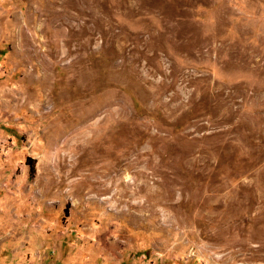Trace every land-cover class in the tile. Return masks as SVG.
Masks as SVG:
<instances>
[{
  "label": "rangeland",
  "instance_id": "1",
  "mask_svg": "<svg viewBox=\"0 0 264 264\" xmlns=\"http://www.w3.org/2000/svg\"><path fill=\"white\" fill-rule=\"evenodd\" d=\"M0 264H264V0H0Z\"/></svg>",
  "mask_w": 264,
  "mask_h": 264
},
{
  "label": "trees",
  "instance_id": "2",
  "mask_svg": "<svg viewBox=\"0 0 264 264\" xmlns=\"http://www.w3.org/2000/svg\"><path fill=\"white\" fill-rule=\"evenodd\" d=\"M31 168H33V163L31 164Z\"/></svg>",
  "mask_w": 264,
  "mask_h": 264
}]
</instances>
